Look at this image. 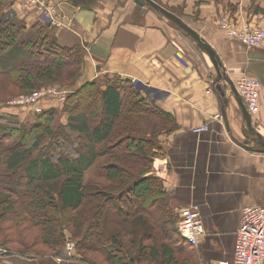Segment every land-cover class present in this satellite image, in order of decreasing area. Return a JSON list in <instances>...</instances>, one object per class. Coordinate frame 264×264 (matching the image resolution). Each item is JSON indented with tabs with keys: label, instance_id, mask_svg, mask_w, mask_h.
<instances>
[{
	"label": "trees",
	"instance_id": "1",
	"mask_svg": "<svg viewBox=\"0 0 264 264\" xmlns=\"http://www.w3.org/2000/svg\"><path fill=\"white\" fill-rule=\"evenodd\" d=\"M8 6L0 0V56L13 47L26 56L13 68H0V106L15 95L74 85L85 64L80 44L61 45L44 20L28 27L7 17ZM148 99V89L138 82L105 75L30 123L15 114L0 116V247L7 252L0 258L58 256L67 230L86 264H96L94 255L103 264H194L192 246L176 230L169 193L151 169L159 136L176 124ZM74 137L81 143L70 140ZM32 230L38 235L29 244L24 233ZM177 248H185L187 261L178 262Z\"/></svg>",
	"mask_w": 264,
	"mask_h": 264
},
{
	"label": "crops",
	"instance_id": "2",
	"mask_svg": "<svg viewBox=\"0 0 264 264\" xmlns=\"http://www.w3.org/2000/svg\"><path fill=\"white\" fill-rule=\"evenodd\" d=\"M52 2L57 6L58 18L68 28L56 31L58 43L66 47L79 43L87 50L85 68L74 90L105 75H133L136 82L148 89V102L174 118L173 131L159 136L152 174L161 179L175 210L190 205L199 209L204 234L195 246L194 262L231 261L242 209L251 205L264 207V160L260 152L251 148L253 142L247 144L251 147L244 146L245 139L252 136L244 138L245 123L237 101L228 86L219 83L228 100L225 114L229 133L224 127L223 98L216 90L217 74L209 57L188 37L190 41L182 38L170 22L145 6H140V11L132 16L133 4L116 9L106 0ZM217 2L206 9L222 12V18L224 10L232 12V6L238 5L240 11L232 13L237 27H264V0H228L222 10H216ZM12 8L9 17L18 13L17 7ZM216 21H196L200 23L198 29L191 20L186 23L214 48L232 80L244 73L237 68L243 59L248 62V73L261 80L258 112L251 116V121L256 132L264 137V45L256 50L246 49L219 29ZM240 52L245 53L244 57ZM59 118L66 125L67 116ZM204 124L209 131L193 133L194 128ZM0 263L41 264L36 259L15 255L0 258Z\"/></svg>",
	"mask_w": 264,
	"mask_h": 264
},
{
	"label": "built area",
	"instance_id": "3",
	"mask_svg": "<svg viewBox=\"0 0 264 264\" xmlns=\"http://www.w3.org/2000/svg\"><path fill=\"white\" fill-rule=\"evenodd\" d=\"M14 7H17V14L21 21L44 20L53 28L65 26L63 20L58 18L57 6L52 0H17ZM223 26L226 28L227 36L237 40L247 49L259 48L264 45V28H244L238 31L230 22L224 23ZM235 85L247 112L251 116L256 115L261 85L252 77H241L235 82ZM37 93L20 98L18 103L23 106H33L35 112H41L39 105L42 94L39 96ZM208 130V125L204 124L194 128L193 133L201 134ZM260 156L264 158V153H260ZM241 214V221L236 230L233 258L229 262H220V264H264V207L247 206ZM178 216L176 230L179 235L185 243L197 246L199 239L204 234L198 207L190 205L179 209ZM66 248L71 251L72 244H67ZM0 254L3 255L1 252Z\"/></svg>",
	"mask_w": 264,
	"mask_h": 264
},
{
	"label": "rangeland",
	"instance_id": "4",
	"mask_svg": "<svg viewBox=\"0 0 264 264\" xmlns=\"http://www.w3.org/2000/svg\"><path fill=\"white\" fill-rule=\"evenodd\" d=\"M6 1V3H8L9 4V6H8V8L5 10V13H6V15H7V17H9L10 15H11V13H9V12H11V10L13 9L12 8V5L14 6V4H15V2L17 1V0H5ZM106 1H110V2H112L115 6H116V9L117 8H122V9H124V8H126V5L127 4H129V5H131V4H133V6L132 7H134L133 8V12H132V16H136L135 14H137L138 13V11H140L139 9H135L136 8V5L134 4V3H132L134 0H106ZM213 1H218L217 2V4H215V8H216V10H218L219 8L218 7H221V10L222 9H224L225 7H226V5H227V2H228V0H211V1H207V0H157V2H160L163 6H165V7H167V8H170L171 10H173L175 13H177V14H179V15H181V17L182 18H184V20H187L188 22H190V20L192 21V22H190L196 29H198V27H199V24L200 23H196V21H201V19L203 20V21H205V19L206 18H210V22H211V20L212 19H217V21H216V23H217V26H218V28L219 29H222L225 33H226V35H228L227 34V31H226V28H224V26H223V24L224 23H226V22H230V24L236 29V30H238V31H241V30H243L244 28H249V29H254L255 27H253V26H251V25H244V26H241L240 28L239 27H237V22L235 21L234 23H233V19H232V17H233V12L235 11H240V8H239V6L237 5H233L232 6V12L231 11H229L228 9H226V10H224L223 11V13H224V17H220V15L222 14V12L221 13H219V12H217V11H214L213 10V8H212V10H209V9H206V6H208V5H210L211 3H213ZM238 1H240V0H238ZM255 1V0H254ZM254 1H252V2H254ZM199 3H204V4H202V5H204V6H202V7H199ZM11 4V5H10ZM199 4V5H198ZM198 5V6H197ZM195 6V7H194ZM197 6V7H196ZM145 7L147 8V10L149 11H152L149 7H148V5L146 6L145 5ZM195 8H197V10L195 9ZM247 8V7H246ZM135 11V12H134ZM148 11H146V9H144V11L143 12H148ZM197 13V14H196ZM15 15H17V16H15L14 15V17H16L17 19H19L20 17H19V15L15 12L14 13ZM204 15V16H203ZM220 17V18H219ZM201 18V19H200ZM163 19H165L164 17H163ZM230 19H232L233 21H230ZM20 20V19H19ZM21 21V20H20ZM186 21V22H187ZM170 22V21H169ZM23 23L25 24V25H27L28 27H31V26H33L35 23H36V21L35 20H33V21H29V20H27V21H25V20H23ZM187 24V23H186ZM170 25L172 26V27H174V29L179 33V35H181V37L182 38H186V39H188L187 38V36H185V34L181 31V30H179L177 27H175L171 22H170ZM191 29H193L190 25H188ZM51 28H53V27H51ZM68 29L66 26L65 27H62V28H53V29H55V33H56V31L57 30H59V29ZM261 28H264V27H261ZM196 29H193L194 31H196L197 32V34H199L200 35V33L196 30ZM201 30H202V28H200ZM189 40V39H188ZM204 40V39H203ZM190 41V40H189ZM192 43V42H191ZM242 45V44H241ZM214 49V48H213ZM247 49V48H246ZM257 48H254V49H249V50H256ZM83 51H84V55H85V53L87 54V50L85 49V48H83ZM243 54H245L244 52L242 53V52H240V56L241 57H244V56H242ZM26 56V51H24V50H22L21 48H19V47H13V49H11V51H9L8 53H6V54H4L3 56H0V68L1 69H3V70H6V69H10V68H13L15 65H17L24 57ZM241 57L239 58L238 57V59H241ZM84 62H85V57H84ZM248 62H247V60L246 61H244V59L238 64V66H237V68L239 69V71H241V72H244V73H242V75H240L239 74V76L238 77H234V80H232L231 79V77L229 76V78H230V80L232 81V83H233V85L235 86V89H236V85H235V82L239 79V78H241V77H244V78H251L252 77V75H250L249 73H248ZM84 68H85V64H84ZM84 68H83V70H84ZM241 69V70H240ZM230 71H232V70H230ZM82 74V73H81ZM81 76V75H80ZM128 77V76H127ZM130 77V79L133 81V82H135V77H133V75H130L129 76ZM253 78V77H252ZM80 79V78H79ZM254 79H256L255 77H254ZM79 81V80H78ZM77 81V82H78ZM256 81L261 85V87H262V84H261V80H259L258 78L256 79ZM76 82V83H77ZM91 82V81H90ZM90 82H86V83H90ZM75 83V84H76ZM72 85L71 87H69V88H65L64 90H60V89H55V88H52V87H48V88H43V90H40V91H37L38 93V95L40 94H42V96H41V98H40V107H41V111H43L44 109H49V108H58V107H62V104L65 102V100H66V97L68 96V94H70V93H72V91H74V89H76L75 88V86L76 85ZM85 85V84H84ZM236 91H237V89H236ZM238 93V92H237ZM33 94V93H32ZM32 94H29V95H15V97L13 98V99H10L9 101H7V102H5L4 104H2L1 106H0V116L1 115H3V114H8V115H11V114H15L17 117H19V116H21V115H23V118L22 119H20L21 121H23V122H27V123H30V121L32 120V118H33V116L35 115V114H37V113H40V112H35L34 111V108H33V106H23V105H21V104H19L18 102H19V100H20V98H22V97H29L30 95H32ZM39 95V96H40ZM0 97H1V93H0ZM19 104V105H17V104ZM244 104V103H243ZM74 105H78V102L76 103L75 101H74ZM245 106V105H244ZM64 115H66L65 113H63V112H61L60 113V116H64ZM16 116H14V117H16ZM67 116V115H66ZM59 120H60V122L61 123H63L62 122V120H61V118H59ZM209 129V128H208ZM210 130V129H209ZM208 130V131H209ZM202 134V133H201ZM196 135H200V134H196ZM248 135H249V133H248ZM253 137V136H252ZM263 137V136H262ZM71 141L73 140L74 142H76V143H79L80 141H81V138L79 137V138H77V137H74V138H71L70 139ZM73 143V142H72ZM81 143V142H80ZM253 145H254V143H253ZM247 147H251V145H248ZM251 148H256L255 146L254 147H251ZM256 152H260V153H264V151H257V150H255ZM66 157H68V156H66ZM263 160H264V158H263ZM172 207H173V205H172ZM245 208H247V207H245ZM244 209V208H243ZM242 209V210H243ZM178 211L179 210H175L174 209V207H173V214H174V216H177V220H176V224H177V222H178V220H179V216H178ZM242 212V211H241ZM241 214V213H240ZM242 215V214H241ZM240 221H241V218H240ZM113 223V222H112ZM115 226H119V225H117L116 223H113ZM8 225H9V223H5L4 225H3V229L5 228V227H8ZM37 230H39L38 228H37ZM36 233H37V235H38V232H36V231H30V232H26V233H24V235H25V238H26V242L27 243H29V244H32L33 243V241L35 240V238L37 237V235H36ZM63 233L65 234V241H64V245H63V249H62V251L59 253V255L58 256H61V257H58V256H49L48 257V255L50 254H47V256H46V258L45 257H42V258H34V259H36L39 263H41V264H76L77 262V264H86L85 262H83L82 260H80L79 258H78V256H77V252H76V248H75V245H76V242L72 239V235L67 231V230H63ZM8 234V233H7ZM235 236H236V232H235ZM78 239H80V240H82V238H78ZM127 242V241H126ZM234 242H235V240H234ZM236 243V242H235ZM67 244H72V248H70L71 249V251L70 250H68L67 248H66V246H67ZM186 246H188L187 245V243H186ZM192 247H190V248H188L189 249V251L191 252V250H192V252H194V249H195V246H193V245H191ZM110 248H112V249H114L113 247H110ZM183 248V247H182ZM186 248V247H185ZM185 248H184V250H180V249H178L177 248V250H176V259H178V262H180V261H184L185 259H186V261L189 259V258H186V256H184V254H182V251H186L185 250ZM42 249V251L43 252H45V249H43V248H41ZM133 249V248H132ZM132 249H131V251H132ZM0 252L1 253H3L4 255L7 253L6 252V250H4L3 248H1L0 247ZM233 252H234V250H233ZM116 252H114V254H115ZM132 253V257H134L135 255H136V250H134V251H132L131 252ZM184 253V252H183ZM187 256H188V253H187ZM233 256V255H232ZM16 257H18V256H16ZM19 257H22L23 259H29V257L27 256V257H25V256H19ZM34 259H32V260H34ZM92 259H93V261H95V263L96 264H103V259H102V257L99 255V256H97V255H94V256H92ZM29 260H31V259H29ZM181 262V263H182ZM189 264H191V261H187ZM194 264H197V263H195V262H193Z\"/></svg>",
	"mask_w": 264,
	"mask_h": 264
},
{
	"label": "water",
	"instance_id": "5",
	"mask_svg": "<svg viewBox=\"0 0 264 264\" xmlns=\"http://www.w3.org/2000/svg\"><path fill=\"white\" fill-rule=\"evenodd\" d=\"M134 3L139 7H144L147 4L153 11L160 13L162 16L170 20L179 30L185 33L188 38L197 45V47L203 51L210 59L211 64L217 74L216 81L217 82V91L221 98H223V102L221 105V114L222 119L224 121V127L229 133L228 123H227V114H225V107L228 105V100L225 98V92L223 91V86H219V83H224L228 86L229 91L231 92L234 99H236L237 104L239 106L240 112L242 113V119L245 123V129L243 131L244 138L248 135L253 136L250 140L252 142H256L258 147L255 148L257 151H264V137L260 133H257L254 127H252L251 115L247 112L244 104L242 103V99H240L235 86L230 80L229 76L226 75V71L224 70L223 64L220 58L217 56L215 50L206 43L203 38L197 34L196 31L191 29L184 21L182 22L177 16L172 13L166 11L163 7H161L158 3L153 2L151 0H134ZM227 88V87H225ZM248 139L245 140L244 146H247Z\"/></svg>",
	"mask_w": 264,
	"mask_h": 264
},
{
	"label": "flooded vegetation",
	"instance_id": "6",
	"mask_svg": "<svg viewBox=\"0 0 264 264\" xmlns=\"http://www.w3.org/2000/svg\"><path fill=\"white\" fill-rule=\"evenodd\" d=\"M247 136H248V135H247ZM247 136H246V137H247ZM251 138H252V137H251ZM251 138H246V139H248V142H249V141L252 142V141L250 140ZM246 139H245V140H246ZM253 143H254V145H253ZM253 143H252V145L255 146V147L257 148V147H258V144H257L256 142H253Z\"/></svg>",
	"mask_w": 264,
	"mask_h": 264
}]
</instances>
